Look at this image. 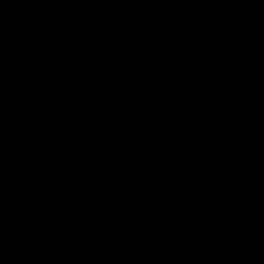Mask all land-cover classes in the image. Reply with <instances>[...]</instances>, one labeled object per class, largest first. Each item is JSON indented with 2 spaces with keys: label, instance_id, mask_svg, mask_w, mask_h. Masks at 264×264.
<instances>
[{
  "label": "water",
  "instance_id": "95a60500",
  "mask_svg": "<svg viewBox=\"0 0 264 264\" xmlns=\"http://www.w3.org/2000/svg\"><path fill=\"white\" fill-rule=\"evenodd\" d=\"M0 264H264V0H0Z\"/></svg>",
  "mask_w": 264,
  "mask_h": 264
}]
</instances>
